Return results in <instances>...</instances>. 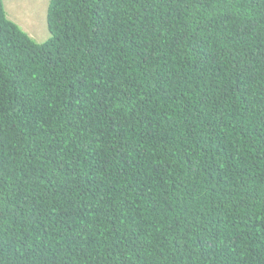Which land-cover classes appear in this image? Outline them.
<instances>
[{
  "label": "trees",
  "instance_id": "16d2710c",
  "mask_svg": "<svg viewBox=\"0 0 264 264\" xmlns=\"http://www.w3.org/2000/svg\"><path fill=\"white\" fill-rule=\"evenodd\" d=\"M46 23L0 0V264H264V0Z\"/></svg>",
  "mask_w": 264,
  "mask_h": 264
},
{
  "label": "rangeland",
  "instance_id": "374dc122",
  "mask_svg": "<svg viewBox=\"0 0 264 264\" xmlns=\"http://www.w3.org/2000/svg\"><path fill=\"white\" fill-rule=\"evenodd\" d=\"M50 0H4L8 16L35 38L48 36L46 12Z\"/></svg>",
  "mask_w": 264,
  "mask_h": 264
},
{
  "label": "bare ground",
  "instance_id": "6f19581e",
  "mask_svg": "<svg viewBox=\"0 0 264 264\" xmlns=\"http://www.w3.org/2000/svg\"><path fill=\"white\" fill-rule=\"evenodd\" d=\"M50 227V225H48Z\"/></svg>",
  "mask_w": 264,
  "mask_h": 264
}]
</instances>
